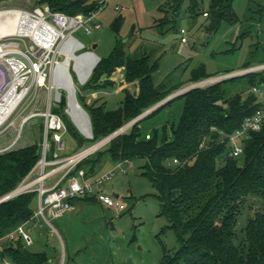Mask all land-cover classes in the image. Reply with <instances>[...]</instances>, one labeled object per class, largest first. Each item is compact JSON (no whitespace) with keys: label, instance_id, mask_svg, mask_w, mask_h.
I'll list each match as a JSON object with an SVG mask.
<instances>
[{"label":"trees","instance_id":"16d2710c","mask_svg":"<svg viewBox=\"0 0 264 264\" xmlns=\"http://www.w3.org/2000/svg\"><path fill=\"white\" fill-rule=\"evenodd\" d=\"M7 1L0 0V6ZM36 1L41 7L48 6L51 11L66 15H89L99 10L97 1ZM180 1H174L175 11ZM233 1L210 0L208 10L202 12L210 21L208 30H216L222 22L235 21ZM201 2L189 0L187 11L191 16L196 14ZM119 68L124 69V82L136 84L137 92L131 93L125 88L121 106L115 110H107L103 104L84 105L91 123V139L76 132L65 113L52 111L60 116L66 132L78 147L106 138L174 91L156 89L151 79L156 65L150 64L146 56L129 57L120 41H116L109 55L94 67L86 89L111 85L108 79ZM202 75L203 78H198L194 74L193 82L209 78ZM102 77L106 79L101 84ZM238 78H246L252 92L245 97L226 98L223 84ZM258 86H264V73L228 78L170 99L143 119L174 99L183 97L184 107L178 123L171 126V138L164 128L161 132L149 134L150 138L146 139V134H142L138 127L141 119L81 161L68 177L79 169L84 170L86 178L95 176L104 158L115 164L144 158V174L157 191L160 215L180 242L174 256L165 255L162 264H264V207L253 211L243 237L239 238L235 231L236 217L245 200H264V123L259 131L251 132L244 141L243 153L238 158L225 160L229 150L226 143H219L218 135V132L230 134L239 129L247 116L263 107L254 93ZM204 140L207 147L199 149ZM241 157L243 162L239 164ZM40 158L41 146L37 144L0 153V198L13 192ZM51 158L52 153L47 154V159ZM173 160L179 165H172ZM90 198L93 197L75 198L70 204ZM35 200L37 193L31 191L0 203V240L32 219ZM5 260L10 264H49L44 252L30 251L17 234L12 241L1 244L0 264Z\"/></svg>","mask_w":264,"mask_h":264},{"label":"rangeland","instance_id":"374dc122","mask_svg":"<svg viewBox=\"0 0 264 264\" xmlns=\"http://www.w3.org/2000/svg\"><path fill=\"white\" fill-rule=\"evenodd\" d=\"M174 1L111 0L93 17L92 22L99 24L100 29H93L91 33L86 34L80 28L74 33L73 37L84 45L74 53L80 55L92 51L100 57H105L112 51L116 41H120L129 57L138 59L146 56L150 64L156 65L151 76L154 87L162 92L174 90L166 98L193 83L264 64V0H234L235 21L222 22L216 30L211 31L207 29L209 19L202 15L203 11L208 10L210 0H202L194 16L187 11L189 0H181L176 11ZM116 5L122 9L115 10ZM36 8H41V4L36 0H9L0 6V10H22L29 14ZM181 28L186 30V43L181 42L179 35ZM24 44L27 46L32 44L31 39L23 36L21 41L23 50ZM64 59V55L56 58L59 63ZM73 65L74 60L71 61L70 74L75 84L76 99L85 110L83 95L86 96L84 93L90 77L84 84H80ZM252 73L261 74L264 70L250 72ZM118 74L115 82L122 90L112 86L105 87L106 90L101 96L107 110L118 108L123 99L122 91L126 86L124 70ZM194 74H197L198 78H203L202 74L209 78L193 82ZM119 76L123 78L121 81ZM103 81L101 79V84ZM223 86L226 98L235 95L245 97L252 92L246 78L226 82ZM258 87L264 91V86ZM55 90L52 89L54 95L50 100L51 111L65 113L66 106H62L56 99ZM89 91L92 89L88 90L87 96L90 94ZM129 91L134 93L132 86ZM47 100V91L38 89L33 101L28 104L29 100H26L12 115L14 124L5 131L8 133L0 136V141L9 143L17 136L18 141L13 149H19L26 137L39 139V132H44L43 118L36 116L23 123L21 121L31 110H46ZM89 102L95 101L90 99ZM260 102L264 108V102L261 100ZM183 107V97L174 99L152 116L140 121L138 125L140 132L153 134L165 128L167 136L171 138V126L178 123ZM68 119L74 130L83 136L69 116ZM48 132L47 142L51 145L53 131ZM43 140L44 134L40 143L41 149ZM62 141L65 144V151L59 152L61 155L70 156L90 146V143H86L82 147H77L69 134H64ZM46 153L48 154V151ZM242 162L243 157L239 159V164ZM145 165L144 158H135L119 164L104 158L97 167L98 173L113 170L114 174L101 189L110 196L116 195L125 205V209L115 212L83 201L78 202L71 213L51 219V226L42 217H36L34 223L37 226L40 224V229L33 234L34 242L29 246V250L44 252L49 264H162L165 255L173 257L180 247V242L175 232L168 228L166 219L160 215L157 191L144 174ZM51 169L53 168L47 167L45 170ZM39 171L40 165L35 175L27 176L22 182L34 179ZM61 174L60 171L55 176ZM55 178L47 179L44 185L52 184ZM262 207L264 200L261 199L248 198L241 205L235 224L239 238L243 237L244 228L249 218L253 216V211ZM32 208L34 211L37 210V200L33 202ZM12 240L4 237L1 244ZM3 264L10 263L5 260Z\"/></svg>","mask_w":264,"mask_h":264},{"label":"built area","instance_id":"2783aa9c","mask_svg":"<svg viewBox=\"0 0 264 264\" xmlns=\"http://www.w3.org/2000/svg\"><path fill=\"white\" fill-rule=\"evenodd\" d=\"M110 1L111 0H98L99 10L89 15H66L61 12H53L48 6L36 8L31 14L28 13L33 19L48 25L55 31L56 37L48 46L39 45L30 38L32 44L28 46L24 44L23 50L21 49L23 36H6L0 39V134L5 132L10 126H13L14 121L11 119L12 115L26 100H29L28 104L31 103L38 89H45L48 92L54 89L52 80L59 63L56 58L61 55L65 56L62 49L68 41L71 40L78 44L79 41L73 37L77 30L82 28L86 34H89L93 29L101 28L99 24H94L92 20L95 14L103 10ZM121 9L122 7L118 5L115 6V10L119 11ZM205 15L206 14H204V16ZM179 35L181 36V42L185 43L186 30L181 28L179 30ZM255 70H264V64L258 67L246 68V70L237 73L213 77L208 81L193 83L184 90L168 98L173 99L189 90L207 87L222 80L234 76L236 77V75L249 74ZM254 93L257 98L264 102V91L262 89L255 88ZM154 106L144 111L140 116L147 114ZM35 116L43 118L44 140L39 163L35 165L28 176L35 175V171L39 165L40 171L34 179L28 182H22L11 194L15 193L21 186H26L24 190L16 192L9 198L5 196L0 198V203H2L22 193L31 191L37 193V210L34 211L32 219L19 225L12 233L5 236L8 240H12L14 235L17 234L22 237L23 242L27 246L33 244L32 232L30 228L27 227V224L33 222L32 224L36 225L34 219L36 217H42L43 220L51 226L50 219L68 213L72 209L70 201L75 198L93 197L99 204L115 212H120L125 209V205L119 201V199L105 194L101 189L103 184L113 177V170L97 174L91 178H86L85 172L82 169L77 170V172L70 177H68V175L85 158L103 147L117 135L129 130L136 119L131 120L119 130L110 134L112 135L111 139L106 141V138H104V140L102 139V141L100 140L90 144V146L77 151L69 157L60 158L57 152L64 149L62 137L66 133L63 121L59 115L51 111L50 103L47 104V109L44 112L24 116L21 122L23 123ZM263 123L264 108H260L252 115L247 116L243 120L241 127L234 132L230 134L218 132L219 143H226L229 150V157L238 158L243 153L244 141L249 138L251 132L259 131ZM48 131H53L51 137L56 144L57 150V152L52 155L51 160L47 159L46 153L50 150V145L47 142V136L49 135ZM145 137L146 139L150 138L149 134H146ZM205 142L204 140L199 145V149L207 147ZM98 144L100 145L95 147ZM171 164L179 165V162L173 160ZM47 167H52L53 169L46 171L45 169ZM60 171L62 174L58 179H55V182L50 186L44 185L47 179L55 178V175ZM123 172H125V170H123ZM64 181H66L65 185L63 184ZM35 185L38 186L34 188ZM3 240L4 238L0 240V249Z\"/></svg>","mask_w":264,"mask_h":264},{"label":"bare ground","instance_id":"6f19581e","mask_svg":"<svg viewBox=\"0 0 264 264\" xmlns=\"http://www.w3.org/2000/svg\"><path fill=\"white\" fill-rule=\"evenodd\" d=\"M7 35H18L26 36L37 44L42 46H48L55 39V31L46 24L41 23L30 18L29 14L22 10H0V39L6 37ZM80 45L68 41L63 47L62 52L65 53V61L58 63L53 76V87L57 91L60 89L71 91V88H75V84L70 74L71 61H75V73H77L78 80H83L87 74V67L92 60L91 55H84L77 57L74 53L76 49H79ZM55 90V91H56ZM74 108L71 113L74 114L78 110L76 106L70 105ZM74 119L83 132H87V126L84 120L80 119L76 114H74ZM101 144V143H100ZM96 145L95 147L99 146ZM26 186H21L16 192L22 191ZM12 193L10 196L14 195Z\"/></svg>","mask_w":264,"mask_h":264},{"label":"crops","instance_id":"0c3cea01","mask_svg":"<svg viewBox=\"0 0 264 264\" xmlns=\"http://www.w3.org/2000/svg\"><path fill=\"white\" fill-rule=\"evenodd\" d=\"M77 41H79V40H77ZM187 42V41H186ZM185 42V43H186ZM79 43H81L80 41H79ZM81 45L84 47V45L81 43ZM82 47V48H83ZM109 55V54H108ZM108 55H106L105 57H100V56H98L100 59H102V58H106ZM124 69L123 68H119V69H117L112 75H111V77H109V79H108V81H110V82H112V84L111 85H108V86H106V87H109V86H112V87H117V88H119L120 90H122V87H120V86H118L117 85V83L115 82V80H116V74H118V75H120V73H121V71H123ZM102 79L103 80H105L106 78L105 77H102ZM119 81H121L123 78L121 77V76H119ZM126 84V83H125ZM130 86H132V88L134 89V93H136L137 92V85L136 84H126V86H125V88L126 89H128L129 90V88H130ZM104 90H106V89H104V88H101V89H94V90H92L91 92H90V94L87 96V92H88V90H86L85 91V93L84 94H86V96H84L83 95V97H84V104H83V106L84 105H86V106H90L91 104H95V106H97V105H104V107H105V103L104 102H102V95H103V92H104ZM47 91V90H46ZM56 92V91H55ZM123 92V91H122ZM52 95H54L53 94V91H50V92H48L47 91V96H48V100H47V104L48 103H50V100H51V96ZM86 97V98H85ZM123 97H124V94H123ZM91 99V101H95L94 103H90L89 102V100ZM56 100V99H55ZM101 100V101H100ZM122 101H123V99H122ZM121 101V102H122ZM120 106H121V104H120ZM119 106V107H120ZM118 107V108H119ZM118 108H116V109H118ZM46 109H47V106H46ZM112 110H115V109H112ZM45 110H42V111H38V110H31L29 113H27L26 115H24V116H27V115H30V114H33V113H40V112H44ZM66 113V112H65ZM23 116V117H24ZM36 117V116H35ZM32 118H34V117H31V118H29L28 120H30V119H32ZM43 123H44V121H43ZM5 133H8V132H3V133H1L0 134V136H2V135H4ZM11 133H13V132H11ZM39 134H40V138L39 139H37V140H34V139H31L30 137H26L25 139H24V141H23V144L19 147V148H23V147H27V146H30V145H34V144H37V145H40L41 146V140H42V135L44 134V132H39ZM65 134H68L67 132L65 133ZM145 134H150V133H148V132H146ZM71 137V136H70ZM18 137L16 136V138L12 141V142H9V143H4L3 141H0V152H4V151H6V150H8V149H12L13 148V146L17 143V141H18V139H17ZM72 138V137H71ZM73 139V138H72ZM53 140V139H52ZM62 140H63V137H62ZM74 140V139H73ZM74 142H75V144H76V141L74 140ZM84 145V144H83ZM82 145V146H83ZM76 146H77V144H76ZM81 146V147H82ZM78 147V146H77ZM52 148H53V150H52ZM65 151V144H64V149L63 150H61V151H58L57 152V150H56V144H55V142L53 141V144H51L50 145V150H49V152H48V154H50V153H52V155L54 154V153H58V155H59V157L60 158H66V157H69V155L67 156V155H61V153H59V152H64ZM71 156V155H70ZM52 159V158H51ZM51 159H49V160H51ZM117 164V163H116ZM119 164V163H118ZM97 174H99V173H97ZM96 174V175H97ZM59 178V176H56V178L55 179H58ZM55 179H54V181L53 182H55ZM63 184L65 185L66 184V181H64L63 182ZM51 185V184H50ZM50 185H47V186H50ZM103 191V190H102ZM106 194V193H105ZM83 201H88L89 203H94V204H97V205H99L100 207H102V208H105V209H107L106 207H104V206H102L101 204H99L97 201H95L93 198H90V199H88V200H78V201H76L75 203H74V205H72V209L68 212V213H66V214H69V213H71L72 211H74L75 210V206L78 204V202L80 203V202H83ZM109 209V208H108ZM110 210H112V209H110ZM65 215V214H64ZM64 215H62V216H64ZM61 217V216H60ZM51 218V217H50ZM57 218H59V217H57ZM57 218H52V219H57ZM51 220V219H50ZM27 227H29L30 228V230H31V232H32V237H34L33 236V234H35V232H38L37 230L38 229H40V224L37 226V225H35V224H31V223H28L27 224ZM33 242H34V238H33Z\"/></svg>","mask_w":264,"mask_h":264},{"label":"water","instance_id":"95a60500","mask_svg":"<svg viewBox=\"0 0 264 264\" xmlns=\"http://www.w3.org/2000/svg\"><path fill=\"white\" fill-rule=\"evenodd\" d=\"M78 44L80 45L79 48H82L83 46L81 45V43L78 42ZM96 46L94 45L93 48H95ZM84 55H91L92 57V60L91 62L89 63L88 67H87V74L86 76L84 77L83 80H78L80 84H84L86 82V80L90 77V75L92 74V71L94 69V67L97 65V63L100 61V58L92 51H87V52H84L80 55H77V57H81V56H84ZM65 61V59H64ZM73 70H75V61H74V65H73ZM237 76V75H236ZM235 77V76H234ZM55 96H56V99L60 102V104L62 106H66V109H65V112L66 114L69 116L70 120L73 122V124L78 128V130L83 134V136H85V138H92V129H91V123H90V119H89V116L87 114V112L78 104V101L76 99V95H75V88L72 87L71 88V91L68 92L66 90H63V89H60L59 91L56 90L55 92ZM171 98H166L165 100H163L162 102L158 103L156 106H154L149 112H147V114H150L151 112H153L155 109H157L159 106L163 105L164 103H166L168 100H170ZM70 105H74L77 107V111L76 113V117L78 116L80 119L84 120L86 126H87V132H83L81 131V129L79 128V126L77 125L75 119H74V114H72L71 112L73 110H75L74 108L70 107ZM142 115L140 117H137L133 123H136L138 121H140L141 119H143L144 117H146V115ZM119 130V129H118ZM112 135H109L108 137H106V141L108 139H111ZM104 140V139H103ZM102 141V140H101ZM229 159V156H227L225 158V160H228ZM11 193L5 197H10ZM113 197L117 198L116 195H113Z\"/></svg>","mask_w":264,"mask_h":264}]
</instances>
